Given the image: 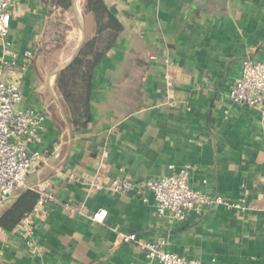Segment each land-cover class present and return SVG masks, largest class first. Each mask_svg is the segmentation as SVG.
<instances>
[{
  "label": "crops",
  "instance_id": "obj_1",
  "mask_svg": "<svg viewBox=\"0 0 264 264\" xmlns=\"http://www.w3.org/2000/svg\"><path fill=\"white\" fill-rule=\"evenodd\" d=\"M84 2L62 12L55 0H12L0 67L16 61L3 78L18 80L20 106L43 118L41 142L29 143L42 160L0 203V264H159L123 243L128 233L204 264H264V122L229 96L243 60H264V0H104L123 29L95 69L92 118L75 131L57 76L94 28ZM187 165L194 188L241 210L205 206L171 222L157 215L151 193L145 201L108 188ZM94 179L104 187L91 189ZM40 183L83 214L47 204L27 224L21 216L3 225ZM99 208L108 212L103 222L91 219Z\"/></svg>",
  "mask_w": 264,
  "mask_h": 264
},
{
  "label": "built area",
  "instance_id": "obj_2",
  "mask_svg": "<svg viewBox=\"0 0 264 264\" xmlns=\"http://www.w3.org/2000/svg\"><path fill=\"white\" fill-rule=\"evenodd\" d=\"M12 0H0V43L8 44L9 20ZM32 53H27L30 58ZM155 60L156 55H151ZM25 66V63H24ZM16 67V61L4 60L0 67V203L11 197L18 186L24 185L26 175L35 169L42 160V153L29 147V143L41 142L43 118L31 108L21 107L23 99L20 85L16 79H4V68ZM168 85L172 79L167 75ZM229 96L233 102L241 106L256 108L264 122V60L246 58L242 62L240 77L232 83ZM106 154V153H105ZM173 168V167H171ZM193 167L187 165L173 170L159 179L134 180L129 177L114 179L109 185L113 193L128 194L132 191L142 192L147 201V193H151L155 211L159 217L171 222L184 221L191 209L214 207L218 204H229L222 196H211L191 184ZM91 189L100 190L104 185L94 179L86 181ZM39 195L32 213L39 212L47 204L61 205L73 216L82 215L83 209L70 203H63L52 193L45 183L33 188ZM238 211L241 206L229 204ZM107 209L99 208L91 217L95 222H103L107 217ZM30 213L23 218V224L29 222ZM123 243H134L146 256L159 264H204L197 258H187L170 252L164 247L162 239L147 241L136 233L121 236ZM209 264H216L215 261Z\"/></svg>",
  "mask_w": 264,
  "mask_h": 264
},
{
  "label": "trees",
  "instance_id": "obj_3",
  "mask_svg": "<svg viewBox=\"0 0 264 264\" xmlns=\"http://www.w3.org/2000/svg\"><path fill=\"white\" fill-rule=\"evenodd\" d=\"M55 1L62 12L73 9L74 0ZM83 11L93 16L94 28L86 36L76 56L57 76V88L62 94L71 127L75 131L85 128L92 118L90 102L95 69L114 47L123 29L104 0H85ZM38 198L36 191L26 190L12 209L7 211L4 222L1 223L6 226L7 223H15L19 217L28 215Z\"/></svg>",
  "mask_w": 264,
  "mask_h": 264
},
{
  "label": "rangeland",
  "instance_id": "obj_4",
  "mask_svg": "<svg viewBox=\"0 0 264 264\" xmlns=\"http://www.w3.org/2000/svg\"><path fill=\"white\" fill-rule=\"evenodd\" d=\"M74 39H75V40H74V41L72 40V43H71V45H70V46H73V43H75V41H76V38H74ZM71 48H72V47H71ZM71 50H72V49H70V50L68 51V53H71Z\"/></svg>",
  "mask_w": 264,
  "mask_h": 264
},
{
  "label": "water",
  "instance_id": "obj_5",
  "mask_svg": "<svg viewBox=\"0 0 264 264\" xmlns=\"http://www.w3.org/2000/svg\"><path fill=\"white\" fill-rule=\"evenodd\" d=\"M68 64H69V63H68ZM68 64H67V65H68ZM67 65H66V66H67ZM66 66H65V67H66ZM65 67H63V68H65ZM63 68H61L59 71H61ZM59 71H58V72H59Z\"/></svg>",
  "mask_w": 264,
  "mask_h": 264
}]
</instances>
